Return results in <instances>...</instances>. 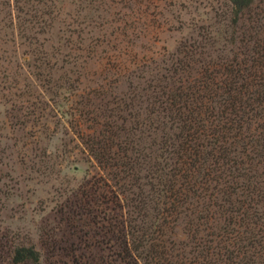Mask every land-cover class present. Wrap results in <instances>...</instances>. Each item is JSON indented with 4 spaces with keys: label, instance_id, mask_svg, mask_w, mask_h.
<instances>
[{
    "label": "trees",
    "instance_id": "trees-1",
    "mask_svg": "<svg viewBox=\"0 0 264 264\" xmlns=\"http://www.w3.org/2000/svg\"><path fill=\"white\" fill-rule=\"evenodd\" d=\"M202 22L110 90L85 82L89 62L56 79L29 44L27 75L49 77L37 96L72 122L88 169L55 190V228L0 237V264H103L99 245L104 264H264V0H217ZM32 152L30 172L51 180L70 156Z\"/></svg>",
    "mask_w": 264,
    "mask_h": 264
},
{
    "label": "rangeland",
    "instance_id": "rangeland-1",
    "mask_svg": "<svg viewBox=\"0 0 264 264\" xmlns=\"http://www.w3.org/2000/svg\"><path fill=\"white\" fill-rule=\"evenodd\" d=\"M216 1L0 0V237L5 239L2 243L27 236L30 221L55 228L45 223L43 215L46 208L54 206L50 202L56 198L55 190L80 181L88 169L76 146L72 122L63 126L52 110L53 104L37 96V84L52 88L47 82L49 77H41L38 83L27 75L31 72L22 58L31 52L29 44L36 43L40 51L42 48L48 52L49 67L55 70L56 79L61 77L60 67L81 72L85 62H89L85 82L110 90L121 84L120 68L140 74L195 33L203 25L202 20L212 16ZM9 16L17 27L14 32ZM64 132L68 136L63 137ZM45 149L70 154L65 163L61 162L60 176L53 180L31 173L25 157V152L33 151V156ZM74 166L78 169L71 171ZM34 169L39 170V165ZM48 219L52 223V217ZM97 247L93 256L104 264L106 258L102 256L108 251L103 245ZM59 262L63 264L65 260Z\"/></svg>",
    "mask_w": 264,
    "mask_h": 264
}]
</instances>
